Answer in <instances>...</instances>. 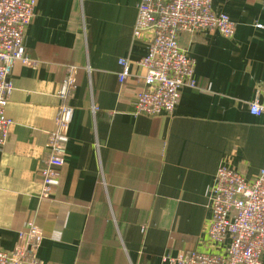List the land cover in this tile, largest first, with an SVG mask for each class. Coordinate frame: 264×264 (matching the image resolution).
Here are the masks:
<instances>
[{"label":"crops","instance_id":"1","mask_svg":"<svg viewBox=\"0 0 264 264\" xmlns=\"http://www.w3.org/2000/svg\"><path fill=\"white\" fill-rule=\"evenodd\" d=\"M140 2L36 0L25 37L32 62L13 66L5 109L12 124L0 149L1 250L16 248L33 222L42 264H172L164 258L214 253L208 207L218 169L248 182L264 169V116L249 112L264 87V0H213L235 35L180 37L197 88L183 87L174 113L154 118L133 116L149 41H133ZM122 59L131 67L123 84ZM69 66L67 163L42 197L39 170Z\"/></svg>","mask_w":264,"mask_h":264},{"label":"built area","instance_id":"2","mask_svg":"<svg viewBox=\"0 0 264 264\" xmlns=\"http://www.w3.org/2000/svg\"><path fill=\"white\" fill-rule=\"evenodd\" d=\"M36 0H0V149L9 139L12 124L5 115L13 89L12 70L16 62H32L26 55V31L35 14ZM260 27V26H259ZM218 32L231 39L236 23L213 9V0H141L133 31L134 42L149 38L147 53L139 62L146 70L145 89L135 99L133 116L154 118L173 114L185 86L196 89L194 61L179 44L183 34ZM121 84L131 75L130 62L119 61ZM74 66L67 68L59 101L56 129L50 134L49 152L42 162V197L60 185L59 169L67 163V130L74 116L69 99L75 89ZM96 111V109H94ZM254 117L264 116V87L249 105ZM211 220L207 242L217 252H189L177 258L165 257L172 264H261L264 260V169L253 182L242 173L220 166L210 196ZM42 235L30 222L19 233L13 250L0 249V264H42L39 248Z\"/></svg>","mask_w":264,"mask_h":264}]
</instances>
